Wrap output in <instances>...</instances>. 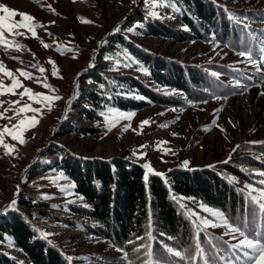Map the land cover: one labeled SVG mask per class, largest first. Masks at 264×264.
I'll return each mask as SVG.
<instances>
[{
    "label": "rangeland",
    "instance_id": "rangeland-1",
    "mask_svg": "<svg viewBox=\"0 0 264 264\" xmlns=\"http://www.w3.org/2000/svg\"><path fill=\"white\" fill-rule=\"evenodd\" d=\"M215 1L229 10L256 13L254 15L257 17L252 16L253 20L247 19L248 23L255 30H264V0ZM0 3L19 12L30 14L34 17V23L43 25L42 28L36 29L39 39L33 38L31 33L25 29H18L25 35L5 33L9 40H15L18 44L25 46L21 52H9V55L18 56L23 64L9 59L2 50H0V59H3L6 66L14 72L18 68H25L33 72L35 76L40 74L31 68V64L43 65L48 69L44 74L48 76V82L58 89L56 94L63 97L61 101L53 104L51 112L44 110L43 118L35 129L25 133L27 142L24 145L5 136V143L16 145L18 151L5 155L7 150L0 146V210L14 198L17 185H19L20 193L17 197L16 211L25 214L27 216L24 215L25 219L41 230L51 232L52 235L48 239L60 247L66 256L74 257L72 263L122 264V254L110 241L88 231V225L92 224L99 228L100 223L74 214L70 206H83L80 202L68 205L66 200L75 199V197L66 198L51 182L50 178L58 174L59 166L64 160H73V158L109 160L122 157L140 165L150 162L156 171L165 174L163 177L165 179L173 169H186L182 166L184 160L190 162L187 169L208 167V165L217 166L222 164L230 153L232 158L229 162L235 160L238 155L242 157L248 153L257 154L250 149L239 153L240 149L249 147V145H264L250 143L264 141V95L260 94L264 92V87L252 86L246 92L235 88L228 94L227 101H217L211 98L206 104L193 102L191 106L188 104L168 106L153 103L138 111L129 110L128 112H135L136 115L131 120V127L127 131L124 130L129 124L127 120H118L111 131H108L104 116L99 115L92 121L83 116L85 98L88 95V89L92 87V74L101 70H105L104 73L108 75L135 74L157 90L162 89L150 80L149 75L146 76L137 71L134 66L130 69L110 70L113 61L104 59L108 56L105 47L113 39L109 33L117 25L121 26L119 34L127 36L158 55L182 61L188 65L218 64L230 67L234 69L231 71L232 74L220 76L222 80L229 83L237 78L248 84L246 77L256 76V68L240 63L242 58L236 55L231 48L223 47L224 43H220L221 41L217 38L216 42L221 46L213 51L215 45L210 42L212 33L209 29L210 39L208 41L177 42L170 37L149 36L141 30L136 33H127L125 29L131 23L133 14L142 11L146 13L143 0H138V4L135 5L132 0H75V2L73 0H0ZM171 12V9L163 12V20L178 30H184V25L177 17L172 16ZM14 19L19 21L21 17L17 16ZM86 20L92 23H85ZM53 21L55 23H52ZM101 40H107L103 47L99 46ZM41 41L52 46L45 49ZM58 46L72 49V51L62 54L57 51ZM123 50L121 48L116 52ZM216 52H220V55ZM93 56H95L94 60ZM49 59L55 62L62 79L51 76L52 65L48 63ZM210 59L211 64L208 63ZM90 62L94 63L93 68L88 67ZM237 68L239 71H236ZM261 68H264V65H261ZM78 73H81L79 95L73 101L71 110L65 119L63 113L67 106L66 101L74 92V80ZM20 79L25 86L31 87L36 92L51 94L35 80L28 81L23 77ZM4 83L8 85L11 81L4 78ZM171 96L185 100V95ZM18 99V96L12 95L0 97V100L6 102L3 107H0V112H3L4 108H9L8 102ZM24 102L31 103L27 101V97L21 101V104ZM33 107H40V105L33 104ZM181 107L184 109L183 112L172 111L173 108ZM5 115L12 119L0 118V128L4 125L11 127L22 118L13 117L11 110ZM27 115L31 116L32 113H27ZM145 119L150 120L151 123L141 130L140 123ZM214 119L218 126H211ZM161 124H167L168 127L162 128ZM209 126L211 130H207ZM173 132L178 135L173 136ZM160 141H168V143L158 148ZM141 145L147 147L141 148ZM236 145L240 147L233 152ZM169 148L175 152V155L171 152L164 155L162 149ZM133 149H139L138 155L144 152L146 156L137 160L132 156ZM238 181L239 183L236 184L243 187L245 182L239 179ZM43 195H48L49 199H42ZM21 201L32 202L33 207H28ZM52 205L59 207L53 208ZM196 208L201 215H207L198 207ZM209 231L221 236L224 229L216 228L209 229ZM0 251L12 255L20 262H29L24 253L11 240L4 244L0 242Z\"/></svg>",
    "mask_w": 264,
    "mask_h": 264
},
{
    "label": "trees",
    "instance_id": "trees-1",
    "mask_svg": "<svg viewBox=\"0 0 264 264\" xmlns=\"http://www.w3.org/2000/svg\"><path fill=\"white\" fill-rule=\"evenodd\" d=\"M180 11L171 12L172 16L189 30H178L163 20L145 19V12H135L131 17L132 26L141 21L146 35L154 37H170L177 42L210 39V33H214L220 43H236L242 36L241 29L235 26L224 11L225 7L215 0H178ZM168 7L161 9L166 12ZM233 13L253 20L248 12ZM257 16H255L256 18ZM128 26V27H129ZM256 31L259 33L261 30ZM125 35H112L107 43L106 55L114 56L118 49L127 48L130 53L146 66L151 75L150 80L162 88L176 89L194 103H202L203 100L212 98L215 94H230L234 87L226 81L213 78L209 73L217 71L220 76L232 74V68L212 64L208 66L188 65L185 62L158 55L144 46L125 39ZM137 66L134 65V68ZM207 69V71H206ZM101 70L92 74V87L88 89L85 98L83 116L87 120H95L99 113L109 106H114L123 111L141 110L151 104L160 105H186L185 100L179 97L166 95L158 91L149 83L135 74L108 75ZM104 88L101 89L100 85ZM208 89L209 91H205ZM121 92H131L146 97L145 100L120 95ZM112 99L108 100L107 97ZM93 131V130H88ZM94 133V132H92ZM250 149L255 153L238 155L235 160L219 164L213 168L200 167L194 169L176 168L171 170L166 178L150 175L148 185L143 180L145 170L135 162L122 157L112 159H80L64 160L59 166L77 184V193L85 197L88 208L70 206L71 211L85 218L99 222L97 228L88 225V231L100 238L110 241L114 247L126 245L130 237L143 234L147 229V213L149 209L153 213L155 234L165 233L175 237L168 241L166 237H159L177 249H187L194 246V229L190 220L182 214V210L172 200L171 193L184 197H194L196 200L206 202L225 210L229 216L239 217L245 209V201L241 193L236 189L241 188L237 184L228 182L229 176H235L244 182H253L259 177L251 175L252 167L256 170L264 169V159L256 157L264 154V145H249L242 150ZM247 151V150H246ZM254 170V169H253ZM28 207H33L32 202L21 201ZM197 210L194 204H189ZM25 214L18 211H10L0 216V242L13 241L29 260L28 263L20 262L12 255L0 251V264H67L64 251L53 242L49 244L45 239L38 237L27 221ZM26 216V215H25ZM27 217V216H26ZM211 232V231H210ZM215 236L220 235L211 232ZM5 234L8 239H5ZM202 243L205 237H200ZM157 252L163 256L168 254L159 243L155 244ZM174 259V258H170ZM74 264V263H72ZM183 264V262H177Z\"/></svg>",
    "mask_w": 264,
    "mask_h": 264
},
{
    "label": "snow or ice",
    "instance_id": "snow-or-ice-1",
    "mask_svg": "<svg viewBox=\"0 0 264 264\" xmlns=\"http://www.w3.org/2000/svg\"><path fill=\"white\" fill-rule=\"evenodd\" d=\"M73 2H75V0H73ZM143 2L146 10L145 19H160L162 16L161 9L164 7H168L173 11H180L178 0H143ZM132 3L134 5L138 4V0H132ZM224 11L228 14V19L241 29L242 36L236 43H224L223 47L231 48L236 55L241 57L242 60L240 63H245L256 68V76L249 75L246 77L249 81L248 84L243 83L237 78L229 81V83L234 88L241 89V92L248 91L252 86L264 87V68H261V65H264V30L257 33V31L251 27L250 23H248L246 17H241L227 8H225ZM17 16L21 17L19 21L14 19ZM125 19H127V17ZM33 21L34 17L30 14L19 12L4 3H0V50H2L5 56L9 59L19 61L23 64V61L20 60L18 56L9 55V52H21L25 46L23 44H18L15 40H9L6 38L5 33H8L9 35H25V33L18 31V29H25L27 32L31 33L33 38L39 39L36 29L42 28L43 25L36 24ZM84 22L92 23V21L88 20ZM52 23L55 22L53 21ZM143 27V22L137 21L125 30L127 33H136L138 30L143 29ZM184 30H189L186 25L184 26ZM120 31L121 26L117 25L109 35H115ZM48 35H51V33H48ZM127 38L128 37L126 36L125 39ZM41 42L43 43V41ZM210 42L215 45L213 51H215L216 47L221 46L216 42V35L214 33L211 36ZM106 43L107 40H101L99 46L103 47ZM51 46L52 45L48 43H43L45 49L50 48ZM57 51H60L63 54L64 52L72 51V49L60 48L58 46ZM216 54L220 55V52H216ZM226 54L227 53H225V55ZM92 59L94 60L95 56H93ZM104 59L113 61L112 68L110 69L111 71H117L121 68L130 69L135 65L137 66V71L146 76L151 75L150 70L146 66H143L127 48L121 52H116L114 56H106ZM48 63L52 65L51 76L62 79L63 77L59 76V70L55 62L49 59ZM208 63L211 64L212 60L210 59ZM94 66V63L92 62L88 65L89 68H93ZM31 68L35 69L40 75L35 76L33 72L28 71L25 68H18L14 72L6 66L3 59H0V97L5 95L19 97L18 100L8 102L9 108H4V111L0 112V118L12 119V117H6L5 115V113L10 110L13 111V117H22L11 127L4 125L0 128V146L7 150L4 153L5 155H11L18 151L16 145L5 143V136L10 137L13 141H17L20 145H24L27 142L25 139V133L35 129L40 124L44 110L47 109V111L51 112L53 104L63 99L61 95L56 94L58 89L54 88L48 82V76L44 75L48 69L39 63L31 64ZM236 71H239V69L237 68ZM209 74L217 79H219L221 75L217 71H211ZM80 75L81 73L77 74V78L74 80V92L66 101L67 106L63 113L65 119L71 110L73 101L79 95ZM20 77H23L28 81L35 80L38 85H41L51 94L34 91L31 87L25 86ZM4 78L10 80L11 83L6 85L4 83ZM100 87L103 89L104 85L101 84ZM18 89H22V91H18ZM158 91H162L166 95L179 94L184 96L183 92H178L176 89H168L167 87L158 89ZM205 91L209 90L205 89ZM118 94L130 96L131 98L139 100L146 99L144 96L136 95L131 92H121ZM210 94L212 95V98L217 101H227L229 98L227 94H215L214 91ZM260 94L264 95V92H261ZM25 97H27V101H30L31 103L24 102L21 104V101H23ZM107 99L111 100L112 97L108 96ZM184 99L188 105H193L192 100H189L186 96H184ZM201 102L206 104L208 103V100H203ZM5 103V101L0 100V107H3ZM33 104L40 105V107H33ZM183 110L182 107L172 109L174 112H183ZM27 113H32V115L28 116ZM99 115L104 116L108 131H111V128L115 126V123L120 119L129 121V124L126 125L124 129L127 131L128 128L131 127V120L136 113L122 111L114 106H109L106 111L99 113ZM161 115H163V113H161ZM176 119L178 120L179 117L177 116ZM174 122L175 121H173V123ZM150 123L151 122L148 119L141 121V130L145 126L150 125ZM211 126H218L215 119L211 122ZM211 126H209L207 130H211ZM160 127L165 128L168 127V125L161 124ZM221 131H224V129H221ZM172 135L177 136L178 134L173 132ZM167 143L168 141L158 142V148ZM250 143L264 144V141H252ZM140 147L144 148L147 146L141 145ZM239 147L240 145H236L232 151L235 152ZM162 151L164 155H167L170 152L172 155H175V152H172L170 148L162 149ZM138 152L139 149L132 150V156L137 160H141L146 156V153L140 152L138 155ZM231 158L232 154L230 153L229 157L223 161V163H228ZM256 159H264V154L257 156ZM189 164L190 162L188 160H184L182 166L187 169ZM140 166L145 170L143 180L146 186L148 185L150 175L165 176L164 173L156 171L151 166L150 162H145ZM208 167L213 168L215 165H208ZM251 175L259 177V179L253 182L246 181L243 187L236 189L242 194L245 201V209L239 217L229 216L225 210L209 206L206 202H198L194 197H184L174 192L171 193L172 200L182 210V214L192 223L194 229V246L190 245L187 249H177L160 239L159 237H166L168 241H173L175 237L169 236L165 233H159L158 235L155 234L153 213L149 209L147 213L148 225L145 232L130 237L125 242L126 245L131 246L130 249L123 246L117 247V250L122 254V264H177V262H183V264H264V169H254L251 171ZM50 179L51 182L58 187L59 192L66 198L75 197V199L66 200L68 205L80 202L84 208L89 207L85 202V197L82 194L77 193V184L75 181L72 180L63 170H60L56 176ZM227 179L229 183H239L238 178L235 176H229ZM62 181L64 183H61ZM19 193L20 186L17 185V192L14 194V198L4 206L2 210H0V214H7L9 211L17 210V197L19 196ZM42 199H49V196L43 195ZM189 204L196 205V207L207 215H201L200 212L194 210ZM52 207L56 208L59 206L52 205ZM32 227L35 232L39 234L38 237L34 238L45 239L49 244L52 243V241L48 239L52 235L51 232L41 230L35 225ZM216 228L224 229L223 234L219 237L209 231V229ZM202 234L205 237L204 243L200 240ZM225 237H228V239H225ZM5 239H8L6 234ZM157 243H159L163 250L168 254L167 256H163L157 252L155 249V244ZM73 259L74 257L70 255L67 256V264H72Z\"/></svg>",
    "mask_w": 264,
    "mask_h": 264
}]
</instances>
